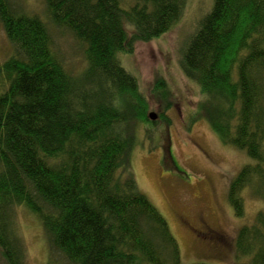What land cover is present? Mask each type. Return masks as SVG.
Masks as SVG:
<instances>
[{"label": "trees", "instance_id": "1", "mask_svg": "<svg viewBox=\"0 0 264 264\" xmlns=\"http://www.w3.org/2000/svg\"><path fill=\"white\" fill-rule=\"evenodd\" d=\"M44 2L49 21L84 45L88 64L70 72L45 19L0 0V22L16 46L0 64V254L26 264L15 226L24 205L69 264H184L168 220L139 189L131 130L155 122L120 55L170 30L186 0ZM180 66L222 141L253 159L229 186L243 216L245 189L264 200V0H213ZM154 92L171 105L163 78ZM235 254L236 264H264V209L239 229Z\"/></svg>", "mask_w": 264, "mask_h": 264}, {"label": "rangeland", "instance_id": "2", "mask_svg": "<svg viewBox=\"0 0 264 264\" xmlns=\"http://www.w3.org/2000/svg\"><path fill=\"white\" fill-rule=\"evenodd\" d=\"M131 0H123L127 3ZM17 11L44 18L66 67L73 74L88 64L82 45L66 28L49 21L44 0H12ZM213 0H186L180 20L166 33L136 42L120 55L122 64L139 80L141 93L158 116L153 124L137 123L131 130V162L139 189L168 220L177 237L184 264L205 261L236 264L235 239L239 229L254 222L264 200L244 190L245 214L238 216L229 199V186L241 168L253 162L245 149L225 143L198 105V85L180 66L182 48ZM0 22V64L15 53ZM159 78L169 87L171 105L154 92ZM167 116L162 117V110ZM15 226L26 249V264H63L55 255L40 223L24 205L16 209ZM42 222V221H41ZM214 238L208 240V237ZM0 252L2 249L0 247ZM0 254V264H7ZM246 261L247 259H241ZM241 262V261H240Z\"/></svg>", "mask_w": 264, "mask_h": 264}, {"label": "water", "instance_id": "3", "mask_svg": "<svg viewBox=\"0 0 264 264\" xmlns=\"http://www.w3.org/2000/svg\"><path fill=\"white\" fill-rule=\"evenodd\" d=\"M158 114L155 112V111H151L149 112V117L152 119V120H155L157 118Z\"/></svg>", "mask_w": 264, "mask_h": 264}]
</instances>
